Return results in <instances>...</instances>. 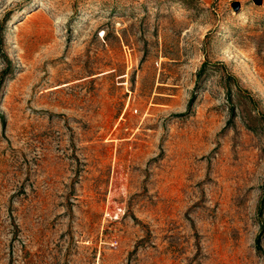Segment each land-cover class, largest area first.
<instances>
[{"label":"rangeland","instance_id":"rangeland-1","mask_svg":"<svg viewBox=\"0 0 264 264\" xmlns=\"http://www.w3.org/2000/svg\"><path fill=\"white\" fill-rule=\"evenodd\" d=\"M262 186L264 0H0V264H264Z\"/></svg>","mask_w":264,"mask_h":264},{"label":"trees","instance_id":"trees-1","mask_svg":"<svg viewBox=\"0 0 264 264\" xmlns=\"http://www.w3.org/2000/svg\"><path fill=\"white\" fill-rule=\"evenodd\" d=\"M206 71H207V69H206V62H204L200 66V68L198 69V71L196 73V78H199ZM225 79H227V81H231L233 79V77L230 76V75H228L227 78H225ZM226 94H227V98L229 100H231V88L228 87V86L226 88ZM2 123L4 125V121ZM262 211H264V186H262V195H261V198L259 200L258 209H257V216L259 217V219L262 218ZM262 231H264V223H261V230H260L259 234L255 238L256 249L259 252L262 251L261 241H262V237H264V234H262Z\"/></svg>","mask_w":264,"mask_h":264},{"label":"water","instance_id":"water-1","mask_svg":"<svg viewBox=\"0 0 264 264\" xmlns=\"http://www.w3.org/2000/svg\"><path fill=\"white\" fill-rule=\"evenodd\" d=\"M252 1H253V3L255 5H260L261 4V0H252ZM238 6H239V4L236 3V2L232 4V7L235 8V9L238 8Z\"/></svg>","mask_w":264,"mask_h":264}]
</instances>
